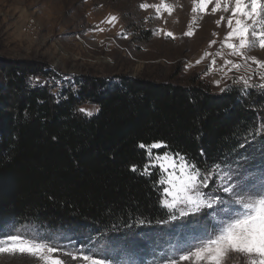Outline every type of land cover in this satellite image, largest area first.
Here are the masks:
<instances>
[{"label": "trees", "instance_id": "trees-1", "mask_svg": "<svg viewBox=\"0 0 264 264\" xmlns=\"http://www.w3.org/2000/svg\"><path fill=\"white\" fill-rule=\"evenodd\" d=\"M42 66L0 59L1 230L25 224L81 241L148 233L168 211L141 144L162 140L152 152L178 153L203 174L264 146V88L84 76L57 94L38 81ZM84 103L98 110L79 111Z\"/></svg>", "mask_w": 264, "mask_h": 264}, {"label": "rangeland", "instance_id": "rangeland-1", "mask_svg": "<svg viewBox=\"0 0 264 264\" xmlns=\"http://www.w3.org/2000/svg\"><path fill=\"white\" fill-rule=\"evenodd\" d=\"M167 2L173 5L172 13L161 10L158 15L154 7L139 5H157L160 0H0V59L40 63L46 74L38 81L51 86V91L57 94L74 78L84 76L110 81L121 77L147 78L186 86L202 85L212 92H220L229 84L244 87L241 77H251L250 84L256 87L264 84L252 60L230 55V50L222 44L229 29L226 20L219 26L216 21L230 13L213 14L210 4L207 12L192 23V0ZM110 16H115L116 20L109 23ZM189 27L194 33L190 37L183 35ZM169 31L173 37L165 35ZM217 52L223 55L217 56ZM247 55L264 61V49L259 47L248 50ZM225 60L242 67L232 69ZM2 79L0 71V81ZM30 79L31 83H38L37 79ZM81 108L91 113L98 110L96 105L86 103L80 105ZM153 168H158L161 179L160 168ZM229 168L250 171L259 177L264 173V146L255 149L253 158L245 159L239 166L211 172L209 191ZM160 186L162 199L165 185ZM194 226L192 217H184L168 224L159 223L148 233L137 231L133 236L115 240L84 237L83 241L63 232L48 233L43 228L25 224L3 227L0 231L29 230L65 245L91 244L104 248L116 264H151L154 252L159 253L169 239L175 240ZM0 264L40 262L27 255L5 254L0 255ZM226 264H247V258L233 254Z\"/></svg>", "mask_w": 264, "mask_h": 264}, {"label": "snow or ice", "instance_id": "snow-or-ice-1", "mask_svg": "<svg viewBox=\"0 0 264 264\" xmlns=\"http://www.w3.org/2000/svg\"><path fill=\"white\" fill-rule=\"evenodd\" d=\"M210 4L213 14L230 13L227 17L221 15L216 21L219 26L226 20L229 29L222 44L230 50V55L252 60L264 80V61L247 55L250 49H264V0H192V23L207 12ZM139 6L154 7L158 15L161 10L169 14L173 11V5L167 0H160L157 5L142 3ZM115 20V16L108 18L109 23ZM193 34L191 27L183 33L189 37ZM165 35L173 37L170 31ZM212 63L215 64V60ZM225 64L237 70L242 67L231 60H225ZM240 79L245 88L256 86L250 84L251 77ZM259 87L264 88V84ZM79 111L86 112L83 108ZM261 132L264 127L257 130L258 134ZM140 147L146 148L148 154L145 174L158 166L161 170L159 183L165 185L161 206L167 209L168 219L160 223L168 224L184 217H192L195 221V226L186 234L169 239L159 253L154 252L151 264H226L233 254L247 258V264H264V173L257 177L250 171L229 168L209 191L211 172L204 175L200 168L178 153L175 157L168 152L152 153V149L164 147L162 140ZM133 171H136L135 165ZM217 172H220L219 167ZM184 227L187 228V224ZM5 254L27 255L40 264H116L104 248L91 244L65 245L38 232L20 229L0 231V255Z\"/></svg>", "mask_w": 264, "mask_h": 264}]
</instances>
